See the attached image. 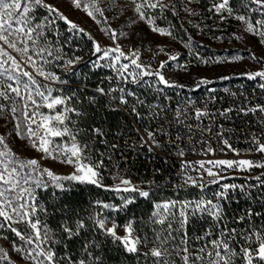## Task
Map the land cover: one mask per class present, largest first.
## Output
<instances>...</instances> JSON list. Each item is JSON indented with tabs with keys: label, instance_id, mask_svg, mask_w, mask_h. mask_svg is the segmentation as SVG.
Listing matches in <instances>:
<instances>
[{
	"label": "snow or ice",
	"instance_id": "6c2138e0",
	"mask_svg": "<svg viewBox=\"0 0 264 264\" xmlns=\"http://www.w3.org/2000/svg\"><path fill=\"white\" fill-rule=\"evenodd\" d=\"M249 3L257 7L249 8L244 0H241V7L246 11H259L264 16V0H249ZM74 4L79 8L81 0H74ZM91 5L96 13L102 15L96 0H91ZM88 6V3L84 4L86 9ZM168 7L161 0L153 3L142 0L135 4L134 11L141 21L146 20L147 24L152 25L154 21L150 18L148 9H158L162 12ZM39 8L48 9L49 15L37 16ZM209 11L219 14L222 21L232 17L244 22L248 32L264 36V19L252 23L246 14L235 15L237 10L231 6L230 0H218V2L214 0ZM87 14L93 17V11L89 10ZM57 21L65 23L69 34L87 35L83 28L78 27L44 0H0V115H4L5 112L10 113L15 120L13 130L18 136L29 139L32 146L46 156L53 159L60 157L61 162L73 167V171L67 175H59L48 168H42L37 159L20 158L9 146L6 137L0 135V229L7 227L19 237L22 243L16 251L24 252L33 264H103L101 257L93 254L95 249L101 248V244L95 239L83 244L81 258L73 259L68 253L58 255L57 245L67 248L63 239L57 238L58 234L71 240L73 237H79L85 230L98 233L105 238V242L110 240L117 243L125 253L139 257L140 248L148 243L147 237L137 234L138 229L134 227L136 224L134 219L119 224L114 214L126 211L129 205L136 203L137 197L150 200L152 181H148V187L145 188L117 174L112 179L119 180L118 184L105 185L102 182L104 179L102 170L105 168L103 154H99L100 159L94 160L91 155L92 146L87 143L82 144L77 139L82 132L77 121L72 117L74 115L82 118L84 113L76 106L79 103L76 93L64 94L62 87H53L52 84L64 86L69 81L54 71H45V66L66 70L76 69L82 61L79 56L66 57L63 44L59 43L61 34ZM152 30L161 34H172L166 33L164 28ZM49 32L55 33L56 41L49 40ZM111 36L116 39V32L112 31ZM236 38L239 39L238 36ZM67 42L68 38L64 43ZM186 46L190 47L191 42L189 41ZM13 52L25 56L26 64H30L36 74L48 83L41 84L32 71L25 70L12 54ZM190 54L204 64L225 62L223 57H216L214 60L205 59L195 50ZM93 55L95 59L86 62L92 69L109 68L114 75L105 77L107 86L98 85L95 94L88 97L89 101L94 104L97 96L110 97L118 105L129 107L137 120L145 118L140 108H146L149 118L154 119L159 114L160 106L141 99L129 89L128 85H142L146 77L155 76L159 85L182 87L171 83L160 71H148L146 66L138 63L137 53L133 52L126 56L119 45L102 48L98 42H94ZM179 56V53L170 55L168 61L161 62L160 68L164 69L169 61H177ZM122 58L128 62H122ZM240 58L235 56L233 59ZM252 58L256 59L254 54ZM130 65L133 66L132 71H129ZM180 66L186 69V65ZM137 69L139 71H136ZM65 74L75 76L76 71L69 70ZM247 75L253 80L257 77L264 78V71ZM82 77L87 79L86 75L82 74ZM222 78L230 79L227 76ZM201 83L207 84L209 81L202 78ZM261 88H264V84H261ZM157 90L163 91L162 88ZM129 97L133 99L132 103ZM41 108L48 109V113L41 112ZM119 110L122 108H112V111ZM231 111L232 109H226L221 115L227 116ZM249 111L264 113V105L257 104ZM206 115L207 112L196 111L197 118ZM136 131L139 132L138 129ZM145 131L148 139L141 137L140 146H146L150 153L154 148H161V142L157 139L158 133ZM91 134L103 138L105 129L92 128ZM55 138H60V141L57 142ZM101 142L106 143L103 139ZM222 144L237 156L243 154L241 150L232 148L227 139H223ZM251 144L252 147L246 151L264 154V143L261 142L260 137H253ZM116 147L117 145H112V148ZM206 151L214 153L217 149L209 146ZM178 154L183 156L184 152L178 149ZM256 168L264 169V161L241 158L182 162V183L178 188L187 186L198 188L200 196L195 199H166L154 202L150 222L157 226L153 228L155 246L143 253L145 259L151 257L152 264H175V261L170 259L174 253L179 259V264H264V222L257 226L252 220L253 216L259 218L264 214L253 212L249 208L245 215L233 217L235 223L244 224L247 221V225L241 229L229 228L224 207L233 194L239 191L240 194L251 198V188L257 187L256 184L246 186L228 183L226 181L229 177L226 173L237 169L251 172ZM189 170H196L199 178L188 175ZM262 177L264 174L255 177L258 185H264ZM76 185H92L114 192L120 196V203L96 200L93 204L97 211L93 215L75 219L71 223L64 221L57 233L50 229L46 220L41 219V214L47 216L48 210L38 203L37 190L47 191L52 188L64 194L73 191ZM210 185H217L218 190L209 196L206 192ZM123 193L127 195H121ZM53 195H56V192H53ZM194 219H206L211 223L204 229L202 235L189 237L188 228ZM86 220L90 224L86 223ZM17 223L24 224L25 229L22 231L15 227L14 224ZM121 228L124 230L123 236L118 234V229ZM213 236L215 239L212 238ZM0 253H3V249H0ZM5 260L7 254L3 253L0 255V264Z\"/></svg>",
	"mask_w": 264,
	"mask_h": 264
},
{
	"label": "rangeland",
	"instance_id": "374dc122",
	"mask_svg": "<svg viewBox=\"0 0 264 264\" xmlns=\"http://www.w3.org/2000/svg\"><path fill=\"white\" fill-rule=\"evenodd\" d=\"M44 2L58 9L60 13L67 16L68 19L76 23L78 27L83 28L87 35L72 34H75L77 37L85 36L87 39H89L90 36L91 39L89 40L93 41V43L98 42L102 48L116 47L119 45L126 56L135 52L138 55V63L146 66L148 71H160L171 83L182 85V87L159 85L155 76H149L145 78L142 85H128L129 89L135 92L137 96L139 95L136 90L146 89V91H148L149 84L162 88L167 96L172 99L182 96H191V94L197 92H207L225 84L238 83V81L255 82L259 85L264 84V78L257 77L253 80L249 79L247 75L248 73L256 71H264V36L248 32L246 24L235 18L229 17L226 21H222L219 14L209 11L214 0H161L162 3L169 7L162 12L158 9H148V13L151 14L150 18L154 21L152 25L147 24L146 20L141 21L138 14L134 11L135 4L142 2V0H96L97 6L102 10V15L96 13L95 9L92 8L91 0H81V6L79 8L75 6L74 0H44ZM147 2L153 3L156 2V0H147ZM215 2H218V0H215ZM85 3L89 5L87 9L84 7ZM244 3L248 4L249 8L257 7L254 4H250L249 0H244ZM230 4L237 10L234 13L235 15L246 14L247 17H250V22L252 23L264 19V16H262L259 11L251 12L243 9L241 7V0H230ZM38 10L37 16L39 17L49 15L48 9L46 8H39ZM89 10L93 11L94 18L87 14ZM193 12L195 14H193ZM59 22L63 23V21L56 22L58 29H60ZM153 28H164L166 33L171 32L172 34H161L158 31H153ZM112 31L116 32V39L112 38ZM48 36L50 41H55L56 36L54 32H49ZM237 36L239 39L236 38ZM189 41L191 42L190 47L186 46L189 44ZM161 49H163V51H161ZM76 50L78 49L76 48ZM194 50L205 59L214 60L216 57H223L225 62L219 64L201 63L190 54ZM64 53L66 57L75 55L73 53L68 55L66 50H64ZM177 53L180 54L177 61H169L164 69L160 68L161 62L168 61L170 55H175ZM12 54L16 56L25 70L32 71L34 75H36V79L41 84L48 83L43 77L36 74L35 69H33L30 64H26L25 56L15 52ZM253 54L256 59L252 58ZM235 56L241 58L238 60L233 59ZM79 57L82 58V61L76 66V69L66 70L57 67L48 68L45 66V71H54L57 75H61L62 78L65 79L66 76H69L65 74L69 70H75V76H78V78L82 77V74L88 76L96 72H100L104 80L106 76L114 75L112 69L109 68L92 69L91 65L86 62L95 59L93 54L91 56L93 58L91 59L82 56ZM122 62L127 63L128 60H123L122 58ZM180 65H186V69ZM132 70L133 66L130 65L129 71ZM136 71H139V69ZM225 76L230 77V79H223L222 77ZM202 78H206L209 83L202 84ZM52 86L62 88L70 86L79 89L88 88L84 84L79 85L78 83H70V81L64 86L56 84H52ZM63 92L64 94H69L67 91H64V89ZM53 94L55 95L56 93L54 92ZM144 99L148 103H151L152 100L154 101V98L150 95ZM40 111L47 114L49 110L41 108ZM142 115L144 117H149L148 110H143ZM72 119L75 120L74 115ZM14 125L15 120L10 113L5 112L4 115H0V135L6 137L7 143L20 158L25 160L37 159L42 168H48L59 175H67L73 171L72 165L61 162L60 157H56L55 159L48 157L42 151L34 148L29 139L18 136L13 130ZM83 131L84 130L81 129V132ZM84 137L85 138L80 135L77 139L80 140L82 144L87 143L92 146L93 151L91 155L94 160L100 159L99 154H103L105 163V150L109 138L106 143H102V140L96 141V139L91 138L89 134H84ZM55 140L59 142L60 138H55ZM253 161H264V158ZM262 174H264V169L260 168L253 169L251 172L240 171L238 169L229 170L226 173L229 180L226 182L243 184L238 180L246 178L250 184L252 183L251 185H258L255 177L262 176ZM102 175L104 177L102 182L105 185H114L106 179L104 169L102 170ZM205 178L207 177L205 176ZM209 188L216 191L218 190L217 185H210ZM151 190L153 194L156 189L151 188ZM105 192V196L107 197L105 202L120 203L119 195L111 191ZM121 195L127 194L123 193ZM146 200L145 198L137 197L136 202ZM114 216L119 224H124L129 221L123 220V218L128 217L127 210L116 213ZM111 218L112 217H110V219ZM14 226L18 229L23 228L22 231L25 229V225L22 223L14 224ZM108 226L110 227L111 225L109 224ZM149 226L152 229L157 227L151 222H149ZM7 232H9L7 227L0 229V243L2 245H5L2 237H4ZM118 234L123 236L124 230L122 228L118 229ZM137 234L139 235L138 232ZM147 239L148 243L140 248V251L144 253L155 246L153 243V236ZM213 239H215V237H213ZM21 243L22 241H20L18 237V240L14 241V246L12 248L7 246L8 252L11 253L10 255L16 260L17 264H33L24 252L16 251V248L19 247ZM170 259L175 261V264H179V259L174 253ZM147 260V264H152L151 257H148Z\"/></svg>",
	"mask_w": 264,
	"mask_h": 264
},
{
	"label": "built area",
	"instance_id": "2783aa9c",
	"mask_svg": "<svg viewBox=\"0 0 264 264\" xmlns=\"http://www.w3.org/2000/svg\"><path fill=\"white\" fill-rule=\"evenodd\" d=\"M157 89L151 86L147 91L154 98L151 103L160 106L159 114L154 119L145 117L137 120L129 107L114 102L122 108L124 117L110 140L113 184L119 183V180L112 179L118 174L141 187L147 188V182L152 181L151 188L176 189L182 183L184 161L195 163L202 160L264 158V154L246 151L252 147L253 137H260L264 143V113L249 111L257 104L264 105V88L258 83L238 81L176 99ZM226 109L232 111L227 116L221 115ZM197 110L208 115L197 118ZM145 130L158 133L161 148H154L150 153L146 146H140L141 137L148 139ZM223 139H227L232 148L241 150L243 154L237 156L230 151L222 144ZM113 144L117 147L112 148ZM209 146L217 151L207 153ZM178 149L184 152L183 156L178 154ZM188 175L199 178L196 170H189Z\"/></svg>",
	"mask_w": 264,
	"mask_h": 264
},
{
	"label": "trees",
	"instance_id": "16d2710c",
	"mask_svg": "<svg viewBox=\"0 0 264 264\" xmlns=\"http://www.w3.org/2000/svg\"><path fill=\"white\" fill-rule=\"evenodd\" d=\"M59 26V32L62 34L60 35L59 43L63 44V51L66 50L68 55L73 53L88 59L93 58L91 57L93 54V41L87 39L85 36L77 37L75 34H69L64 22H59ZM66 38H68V42L64 43ZM76 48L78 50H76ZM66 79H68L70 83H78L79 85L84 84L88 87L79 89L65 86V88H63L64 91H67L69 94L72 92L76 93V97L79 102L76 106L84 113L82 118L75 117L79 127L84 130L82 132L83 138H85L84 134H89V136L96 139V141H100L102 139L107 141L108 138L110 139L111 135L119 128L123 120L122 118L124 117V112L122 110L112 111V108L119 107L109 99L110 97L97 96L96 103L94 104L88 99L89 96L95 94L96 87L98 85L106 87L108 82L102 78V74L100 72L91 73L87 76V79H83V77L78 78V76H66ZM136 91L141 99L147 98L149 95L146 89ZM129 100L130 103L133 102V99L130 97ZM139 110L143 111L144 108H140ZM98 127L105 129V136L103 138L96 137L91 134V129ZM238 181L240 183L242 182L246 186L252 184H250L246 178H241ZM153 189L156 190L153 192L150 200L147 199L146 201H139L130 205L127 209L128 217L123 218V220L134 219L136 221L134 226L138 229L139 235L146 236L147 238L153 236V229L150 228L149 222L153 210V203L155 201H163L166 199H195L200 196V190L191 186L182 189L176 188V190H172L167 187H155ZM215 191L216 190L208 188L206 195L210 196L211 193ZM53 192H56V195H53ZM105 193V190L92 185H76L73 191L64 194H61L52 188L47 191L38 190V203L48 210V215L44 216L41 214V219L46 220L50 229L59 233L60 225L64 221L71 223L75 219L86 218L93 215L95 211H97L93 202L96 200L105 202L107 200ZM224 207L228 227H236L238 229L244 228L248 222L245 221L244 224H237L235 223L233 217L245 215L246 210L249 208H251L253 212H260L264 214V185H257V187L251 188V198L240 194L238 191L232 195L230 201L225 203ZM252 220L255 225L259 226L262 222H264V215L259 218L253 216ZM86 223L90 224L87 220ZM210 223V220L194 219L188 228L189 237L202 235L204 229L208 227ZM20 229L22 230L23 228ZM2 238L5 245L0 243V249H3V253L7 254V260H5L3 264H17L16 260L10 255L11 253L8 252L7 246L12 248L14 246V241L18 240V237H16L15 234L9 230V232H7ZM57 238H62L64 243L67 244V248L63 247V245L56 246L58 255L68 253L72 255L73 259L81 258L83 255V244L88 240L95 239L101 244V248L95 249L93 254L100 256L103 264L148 263V260H146L143 256L144 252L140 251L141 255L139 257H134L131 254L125 253L123 248L119 247L117 243H113L110 240L105 242L104 237L100 236L98 233L94 234L92 231H82L79 237H73L71 240H68L66 236L61 237L59 234ZM195 243L198 244L199 242ZM3 253H0V255Z\"/></svg>",
	"mask_w": 264,
	"mask_h": 264
},
{
	"label": "bare ground",
	"instance_id": "6f19581e",
	"mask_svg": "<svg viewBox=\"0 0 264 264\" xmlns=\"http://www.w3.org/2000/svg\"><path fill=\"white\" fill-rule=\"evenodd\" d=\"M110 99V98H109ZM110 140H108L107 147H106V159H105V168H104V175L106 179L112 183L111 181V172H112V167H111V162H112V151L110 150ZM108 157H111V159H108Z\"/></svg>",
	"mask_w": 264,
	"mask_h": 264
}]
</instances>
